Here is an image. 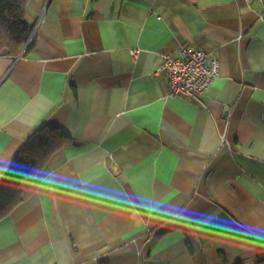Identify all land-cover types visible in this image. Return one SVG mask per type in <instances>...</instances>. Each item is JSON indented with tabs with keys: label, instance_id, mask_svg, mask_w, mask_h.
<instances>
[{
	"label": "crops",
	"instance_id": "crops-1",
	"mask_svg": "<svg viewBox=\"0 0 264 264\" xmlns=\"http://www.w3.org/2000/svg\"><path fill=\"white\" fill-rule=\"evenodd\" d=\"M0 55V185L44 126L70 143L0 221V264H264V12L253 0H30ZM219 73L170 97L162 57ZM133 50H138L134 60Z\"/></svg>",
	"mask_w": 264,
	"mask_h": 264
},
{
	"label": "trees",
	"instance_id": "trees-1",
	"mask_svg": "<svg viewBox=\"0 0 264 264\" xmlns=\"http://www.w3.org/2000/svg\"><path fill=\"white\" fill-rule=\"evenodd\" d=\"M30 0H0V55L26 57L35 46L34 28L26 19ZM70 143L57 128L42 127L10 164L0 185V221L22 202L24 180L35 177L50 158Z\"/></svg>",
	"mask_w": 264,
	"mask_h": 264
},
{
	"label": "built area",
	"instance_id": "built-area-1",
	"mask_svg": "<svg viewBox=\"0 0 264 264\" xmlns=\"http://www.w3.org/2000/svg\"><path fill=\"white\" fill-rule=\"evenodd\" d=\"M253 1L258 2L264 12V0ZM138 53V50L131 52L134 60ZM218 73L219 61L214 53L194 46H184L176 55L163 56L154 76L166 77L168 96L199 101Z\"/></svg>",
	"mask_w": 264,
	"mask_h": 264
}]
</instances>
